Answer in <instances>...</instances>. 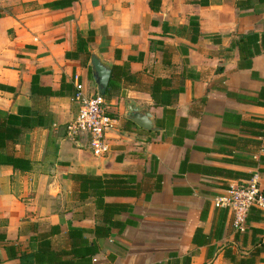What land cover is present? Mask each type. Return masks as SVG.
<instances>
[{
  "label": "crops",
  "instance_id": "obj_1",
  "mask_svg": "<svg viewBox=\"0 0 264 264\" xmlns=\"http://www.w3.org/2000/svg\"><path fill=\"white\" fill-rule=\"evenodd\" d=\"M149 1L0 0V118L31 119L0 150V264L41 249L52 264H264V210L237 233L213 202L231 182L264 190V51L247 61L233 45L264 33V0ZM88 52L114 87L101 156L65 129L75 84L97 91Z\"/></svg>",
  "mask_w": 264,
  "mask_h": 264
},
{
  "label": "built area",
  "instance_id": "obj_2",
  "mask_svg": "<svg viewBox=\"0 0 264 264\" xmlns=\"http://www.w3.org/2000/svg\"><path fill=\"white\" fill-rule=\"evenodd\" d=\"M72 101L77 105V112L66 124L67 137L77 145L85 144L96 156L106 154L110 149L108 134L117 125V118L108 113L105 97L98 91L83 93L78 82ZM213 202L231 214L234 231L243 233L247 229L249 210L253 207L264 210V190L255 178L231 182Z\"/></svg>",
  "mask_w": 264,
  "mask_h": 264
},
{
  "label": "trees",
  "instance_id": "obj_3",
  "mask_svg": "<svg viewBox=\"0 0 264 264\" xmlns=\"http://www.w3.org/2000/svg\"><path fill=\"white\" fill-rule=\"evenodd\" d=\"M153 1L154 0L149 1V4L151 6ZM233 45L237 47L240 55L243 56L244 59L250 61V59L254 55L260 54L264 51V33L261 34L249 33L242 35L235 42H233ZM87 54L88 56H90L89 52ZM112 94H114V87L112 83H109L103 96L108 97ZM257 97L258 100H255L254 102H256L257 104L264 105V86L259 91ZM29 126H31V119L30 117L24 115L18 116V115L8 114L4 118H0V150L7 149L10 144L15 143L19 139V136L21 135L22 128H27ZM261 126L264 127V125H260V127ZM6 157H7L6 159H10V164H12L15 168L18 167L22 170L29 169V163L26 159L16 156L13 153H7ZM260 158L261 161H264V156H261ZM0 159L3 158L0 157ZM72 178L80 182L81 184L82 182H85V185H83V187L84 186L89 187L93 191L98 190L97 189L98 186L96 185V182L99 181L100 177L97 176L88 177L82 174H75L72 175ZM87 178L91 179V181L86 180ZM87 182H89V184H87ZM104 184H105L104 189L109 188V186L111 185L109 184L108 181H104ZM8 255L9 257L12 258L17 256L16 252H14V247L12 245L8 246ZM19 260L21 264H41V263L52 264L55 262L56 256L52 253H47L46 251H44V249H41L35 253L22 254L19 256Z\"/></svg>",
  "mask_w": 264,
  "mask_h": 264
},
{
  "label": "water",
  "instance_id": "obj_4",
  "mask_svg": "<svg viewBox=\"0 0 264 264\" xmlns=\"http://www.w3.org/2000/svg\"><path fill=\"white\" fill-rule=\"evenodd\" d=\"M89 65L91 68L94 83L96 84L97 91L104 95L111 74V67L105 63L96 53H91L89 58ZM125 116L137 125L145 129H153L150 113L140 111L138 107L127 105Z\"/></svg>",
  "mask_w": 264,
  "mask_h": 264
},
{
  "label": "rangeland",
  "instance_id": "obj_5",
  "mask_svg": "<svg viewBox=\"0 0 264 264\" xmlns=\"http://www.w3.org/2000/svg\"><path fill=\"white\" fill-rule=\"evenodd\" d=\"M94 89H95V88H94ZM94 89H92V92H91V93H94V92H95Z\"/></svg>",
  "mask_w": 264,
  "mask_h": 264
}]
</instances>
